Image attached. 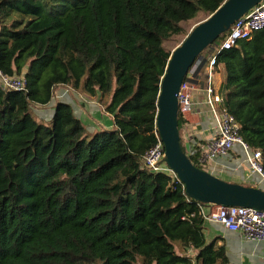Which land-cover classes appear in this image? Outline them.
Wrapping results in <instances>:
<instances>
[{
  "label": "trees",
  "instance_id": "trees-1",
  "mask_svg": "<svg viewBox=\"0 0 264 264\" xmlns=\"http://www.w3.org/2000/svg\"><path fill=\"white\" fill-rule=\"evenodd\" d=\"M226 1L0 0V71L26 80L25 92L0 88V264L227 263L205 236L212 205L142 163L172 53ZM228 33L196 60L195 80L208 55L225 65V108L264 166V29L221 50ZM59 86L98 98L114 129L91 133L62 102L38 122L32 106ZM188 157L204 170L199 151Z\"/></svg>",
  "mask_w": 264,
  "mask_h": 264
},
{
  "label": "built area",
  "instance_id": "built-area-1",
  "mask_svg": "<svg viewBox=\"0 0 264 264\" xmlns=\"http://www.w3.org/2000/svg\"><path fill=\"white\" fill-rule=\"evenodd\" d=\"M264 29V1L254 7L249 13L238 20L230 29L221 44V50L234 48L240 40L250 39L251 36ZM216 57L208 61L207 77L204 81V103L208 113L216 122V136L196 149L199 151L198 163L201 166L216 162L230 156L236 146H240L246 158V163L252 173L257 174L264 184L263 155L260 150L251 148L240 136V127L236 118L225 108V99L215 85ZM199 64L193 67L179 93V114L184 119L190 115L196 103L194 93L200 87L202 80H195ZM0 88L8 92H25L26 80L21 77H8L0 71ZM165 147L157 132V144L143 158V166L153 173H164L181 183L177 175L166 165ZM183 190L185 191V187ZM202 214L206 222H215L231 232L241 234L251 242H264V212L253 208L217 207L215 212Z\"/></svg>",
  "mask_w": 264,
  "mask_h": 264
},
{
  "label": "water",
  "instance_id": "water-1",
  "mask_svg": "<svg viewBox=\"0 0 264 264\" xmlns=\"http://www.w3.org/2000/svg\"><path fill=\"white\" fill-rule=\"evenodd\" d=\"M264 0H227L196 25L168 63L158 98L157 132L166 165L185 187L186 196L203 205L253 208L264 212V190L228 183L197 168L183 151L179 129V93L196 60L232 26Z\"/></svg>",
  "mask_w": 264,
  "mask_h": 264
},
{
  "label": "crops",
  "instance_id": "crops-1",
  "mask_svg": "<svg viewBox=\"0 0 264 264\" xmlns=\"http://www.w3.org/2000/svg\"><path fill=\"white\" fill-rule=\"evenodd\" d=\"M211 58L208 55L207 60ZM205 69L204 78L207 76ZM202 81L198 90L194 93V101L196 106L193 112L185 119V124L181 129V140L186 150L187 155H192L196 152V149L200 148L206 142L212 140L216 134V122L208 113V110L204 103V93ZM227 82V72L225 65H218L215 72V85L221 93L222 87ZM59 91L65 92L63 98H71V101L59 100L62 103L70 104L74 109L75 116L82 121V123L91 132H98L100 130H113L114 118L109 114H106V118L103 119L104 123H101L99 118L100 114L93 111V107L90 105V97L85 95L78 98V92L68 86L57 87ZM74 98H78V102H74ZM96 112H98L96 110ZM55 111L51 115L54 116ZM208 173L228 182L234 184H240L243 186L254 187L263 189L264 184L261 183L257 174H254L249 169L243 150L240 146H236L230 156L217 160L216 162L208 164ZM217 206H209L204 209L206 214L215 212ZM205 236L208 243H215L216 246H223L226 249V257L228 259L226 264H264V242H251L246 240L241 234L231 232L224 228L222 225L215 222H206L205 224ZM194 255V252H190ZM196 256V254H195Z\"/></svg>",
  "mask_w": 264,
  "mask_h": 264
},
{
  "label": "rangeland",
  "instance_id": "rangeland-1",
  "mask_svg": "<svg viewBox=\"0 0 264 264\" xmlns=\"http://www.w3.org/2000/svg\"><path fill=\"white\" fill-rule=\"evenodd\" d=\"M179 44V41L175 44V42L169 44L170 47H174L176 45ZM177 48V47H176ZM205 58L201 59V60H204ZM198 65V64H196ZM78 93V98H81L83 95L82 92H79L77 91ZM65 92H61L58 90V88L55 89L54 91V98H53V101L52 103L47 106V107H40V106H32V113L34 115V118L38 121V122H42V123H46V124H49L50 121H51V115L53 114V111L55 110V107L59 102V100H62V96H64L65 94H63ZM74 96H72L70 99L69 98H63L65 99V101H71V99L73 98ZM78 98H74V102H78ZM90 102H91V106L93 107V111H95V113H98L100 114V122L101 123H104L103 122V119L106 118V112H105V107L99 102V99L98 98H90ZM68 104V103H67ZM96 110L98 112H96ZM202 169H204V171H207L208 169V165H204L202 166ZM264 189V187H263Z\"/></svg>",
  "mask_w": 264,
  "mask_h": 264
}]
</instances>
